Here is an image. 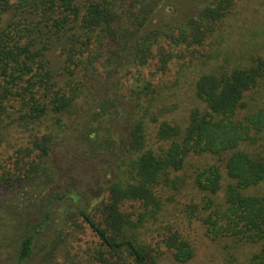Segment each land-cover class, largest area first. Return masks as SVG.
Here are the masks:
<instances>
[{
	"label": "trees",
	"instance_id": "1",
	"mask_svg": "<svg viewBox=\"0 0 264 264\" xmlns=\"http://www.w3.org/2000/svg\"><path fill=\"white\" fill-rule=\"evenodd\" d=\"M162 2L0 0V147L10 145L17 131L28 134L27 146L9 157V165L0 161V204L53 182L45 166L52 146L96 82L109 94L82 139L93 157L111 162L112 178L89 208L68 189L62 196L71 207L65 219L73 225L83 219L101 240L100 263L160 264L164 249L177 263L193 259L192 244L159 223L192 173L201 195L186 206L188 218L202 223L213 241L252 246L246 264H264V195L251 192L264 182V106L258 104L264 58L199 76L198 104L187 124L168 121L144 70L164 73L175 58L196 53L219 32L237 0H207L197 15L156 26L152 17ZM124 70L134 73L131 82L118 78ZM121 118L127 122L117 134L114 125ZM201 156L219 164L189 172ZM35 238L22 236L18 264L32 255ZM235 261L230 257L229 264Z\"/></svg>",
	"mask_w": 264,
	"mask_h": 264
},
{
	"label": "rangeland",
	"instance_id": "2",
	"mask_svg": "<svg viewBox=\"0 0 264 264\" xmlns=\"http://www.w3.org/2000/svg\"><path fill=\"white\" fill-rule=\"evenodd\" d=\"M206 1L163 0L152 17V24L166 26L195 16ZM255 57L264 58V0H237L233 12L223 21L219 32L203 47H198L196 53L188 51L184 59L175 58L167 72L155 75L154 69L149 68L144 70V75L159 90L158 104L165 110L164 118L184 125L191 110L198 104L194 98V85L199 76L211 69L223 67L231 70L249 64ZM125 70L118 78L125 83L131 82L134 73ZM93 85L91 95L79 105L78 112L66 118L65 127L52 146L48 165L45 166L51 169L53 182L40 189L30 187L29 195L22 194L16 200H6L0 204V264H18L20 241L24 234L30 233L36 236L34 251L22 264H102L96 256L97 251H105L101 247V240L83 219L73 220L75 225L65 219L71 207L62 196L68 189L89 208L105 195L112 178L111 162L104 156L93 157L87 142L82 139L87 122L93 120V114L99 111V105L109 94L102 91L96 82ZM118 88L124 92L121 85L109 87L110 90ZM258 104L259 107L264 106V81L258 90ZM120 120L114 125L117 134L124 131L127 122L123 118ZM20 133H14L10 145L0 147V161L7 165L11 162L9 157H14L19 147L27 146L28 134ZM260 152L264 157V138ZM215 163L219 164L211 156L196 157L194 167L189 165L187 170L193 172L197 167L205 168ZM222 171L225 173L224 169ZM188 175L187 186L175 196L174 201L167 204L159 222L171 225L194 247L193 259L184 264H229L230 257L236 260L235 264H246L255 252L252 246H236L226 239L213 241L207 237L202 223L188 218L186 206L192 203L193 197L197 199L201 195L192 184V173ZM251 192L264 195V182ZM50 201L54 203L50 204ZM48 205H51L50 220L46 219ZM148 241H152L150 236ZM164 251L165 257L160 264H182L175 262L166 249Z\"/></svg>",
	"mask_w": 264,
	"mask_h": 264
}]
</instances>
